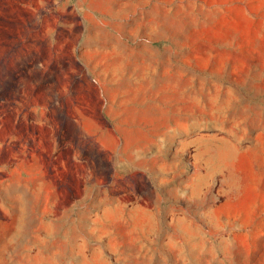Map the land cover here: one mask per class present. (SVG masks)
Wrapping results in <instances>:
<instances>
[{
    "label": "rangeland",
    "instance_id": "374dc122",
    "mask_svg": "<svg viewBox=\"0 0 264 264\" xmlns=\"http://www.w3.org/2000/svg\"><path fill=\"white\" fill-rule=\"evenodd\" d=\"M0 264H264V0H0Z\"/></svg>",
    "mask_w": 264,
    "mask_h": 264
}]
</instances>
